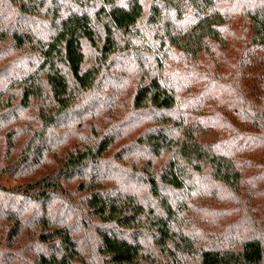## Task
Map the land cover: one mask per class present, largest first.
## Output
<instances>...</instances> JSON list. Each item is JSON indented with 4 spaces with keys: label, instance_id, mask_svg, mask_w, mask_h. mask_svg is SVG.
Segmentation results:
<instances>
[{
    "label": "trees",
    "instance_id": "1",
    "mask_svg": "<svg viewBox=\"0 0 264 264\" xmlns=\"http://www.w3.org/2000/svg\"><path fill=\"white\" fill-rule=\"evenodd\" d=\"M0 173V264H264V0H0Z\"/></svg>",
    "mask_w": 264,
    "mask_h": 264
},
{
    "label": "rangeland",
    "instance_id": "2",
    "mask_svg": "<svg viewBox=\"0 0 264 264\" xmlns=\"http://www.w3.org/2000/svg\"><path fill=\"white\" fill-rule=\"evenodd\" d=\"M230 16V28L228 29V37L231 42L241 48L245 47L244 41L248 35L249 20L239 14V11L233 10L229 13ZM218 139V134L212 129L200 130L198 133V141L202 144L212 143ZM124 142L118 143V148ZM117 148V149H118ZM26 181L24 178L17 179L7 174L0 173V186L8 190L23 191L25 189Z\"/></svg>",
    "mask_w": 264,
    "mask_h": 264
}]
</instances>
